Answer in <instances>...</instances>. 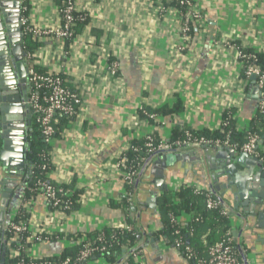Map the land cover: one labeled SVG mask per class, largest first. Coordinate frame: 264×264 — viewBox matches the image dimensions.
Segmentation results:
<instances>
[{
	"label": "crops",
	"instance_id": "0c3cea01",
	"mask_svg": "<svg viewBox=\"0 0 264 264\" xmlns=\"http://www.w3.org/2000/svg\"><path fill=\"white\" fill-rule=\"evenodd\" d=\"M193 1L201 20L193 25L182 50L177 49L181 41L176 20L158 13L159 0H92L88 22L73 43L62 48L56 40L40 44L47 56L38 69L59 73L82 95L81 117L63 129L50 146V180L73 184L80 195L79 208L52 224V240L30 245V256L58 257L65 250H76L78 242L92 232L129 224L137 237L135 246L143 243L150 264H187L164 234L163 214H155L147 203L148 190L154 187L148 183L149 171L157 157L147 161L138 183L128 193L118 167L120 156L131 143L148 135L173 139L175 132L184 129L213 133L227 111L235 114L238 132L249 128L259 93L255 82L243 76L233 45L248 50L264 47V0ZM42 4L45 18L41 21L53 24L57 15L52 5ZM111 60L118 63L116 78L107 74ZM176 103L180 105L177 113L157 114L153 120L140 115L141 110L169 109ZM1 170L0 165V183L5 177ZM165 173L166 177L204 184L216 171L210 175L205 169L198 172L189 161L173 163ZM15 190L5 207L4 225L24 206L31 228L37 229L47 216L43 197L35 193L27 201L24 190L11 208ZM2 191L0 184V200ZM189 218L183 213L179 216L184 223ZM231 222L238 230L233 247L241 263L264 264V221L243 222L234 217ZM151 239L161 249L160 257L151 248ZM3 240L1 230L0 245ZM83 264L103 263L88 260Z\"/></svg>",
	"mask_w": 264,
	"mask_h": 264
},
{
	"label": "built area",
	"instance_id": "2783aa9c",
	"mask_svg": "<svg viewBox=\"0 0 264 264\" xmlns=\"http://www.w3.org/2000/svg\"><path fill=\"white\" fill-rule=\"evenodd\" d=\"M169 1H174L176 5L168 8L162 3V0H159L157 11L160 15H165L166 17L172 16L175 18L177 23V35L181 41L177 49L182 50L190 40L193 25L201 20V14L195 8L193 0ZM43 2H49L52 5L51 8H53V11L57 15L56 22L53 21V24L47 22V20L41 21L45 18L42 16V11L44 12ZM91 2L92 0H64L62 4L58 6L55 4L54 0H21L19 19L22 34L24 37L28 36L39 44L47 40H56L61 48L69 39H72L71 43H73L77 36L74 33L75 27L86 21L88 22V7ZM179 8H182L183 11ZM233 48L236 51L237 59L241 65L243 76L247 79L251 76H255V86L259 91V101L255 114L264 115V67L258 62L257 58V54L264 55V47L262 49L248 50L234 43ZM46 56V51L44 52L41 47H38L31 54L27 53L25 58L28 70L27 105L32 113V119L40 128V137L42 141L48 146H51L54 140L55 126L58 124L59 118L61 116H66L74 122L81 117L84 108L81 93L70 87V83L65 77L50 70L39 71L38 67L41 68ZM107 70L109 77L116 78L118 72L117 61H109ZM230 107L233 108V106ZM234 108H237V106ZM228 109L230 108L228 107ZM142 114L148 120H153L155 118V115L151 112L143 111ZM234 118L235 114L231 111H227L222 118L216 130L219 134L223 135L222 139L209 140L204 137L194 138L188 130L183 132L182 138L177 139H158L152 135H148L143 139L145 142L144 152L151 156L158 153L161 154L193 148H228L257 158L264 165L263 139L261 135L253 131L251 127L241 131L244 133L243 143L237 144L230 141L231 131L228 126L229 121ZM233 129L238 131L235 125ZM127 151H132L136 154L137 158H140V149L137 146L129 145L121 154L118 164L125 183L133 185L135 177L139 172L128 166V159L125 153ZM50 152L51 149L46 151L47 160L46 165L43 167L48 171L46 174L47 180L39 181L35 189L36 193H40L45 201L47 216L42 222L37 224V229H33L29 223V213H27L24 206H20V208L25 210V214H27L26 220L19 219L8 224L7 230L11 238L10 240H6L5 251H7L8 255L12 258L20 257L17 264H39L37 261H40L42 257L30 256L29 246L52 240L55 234L51 231L50 227L56 221L66 218V211L69 210L73 203L68 199L65 201L59 199L60 195L68 197L70 195L69 191L63 188H56V186L50 183L52 182L50 180V175L52 174ZM143 160L144 159L141 161ZM141 167L142 166H140V168ZM184 188H191L195 194H202L201 191H206L197 186L178 182L173 185L172 192L175 193ZM206 192L209 193L202 194L206 208L220 209L221 214L232 221L234 216L210 191ZM179 216L175 217V215L170 214V221L172 223H177L180 221ZM231 227L233 228V225ZM232 228L226 232L220 241L210 246L204 256L194 253L188 244L182 240L180 231L177 229L173 233L174 239L172 246L177 249L190 264H242L238 255L234 253V247L232 245ZM110 230H112V233L109 236L101 231L96 237H84L81 239V241L78 242L79 249L74 258L70 257L59 261H40V264L86 263L90 258L99 254L102 255L106 250L103 245L106 242H115L117 240V234H123L124 232L130 233L134 229L131 225L126 224L113 227ZM119 245L123 254L129 253L128 257L122 260L120 264H127L129 259H131L134 264H145L142 249L130 253L135 246H129L128 243L123 242L119 243ZM103 264L109 263L103 262Z\"/></svg>",
	"mask_w": 264,
	"mask_h": 264
},
{
	"label": "water",
	"instance_id": "95a60500",
	"mask_svg": "<svg viewBox=\"0 0 264 264\" xmlns=\"http://www.w3.org/2000/svg\"><path fill=\"white\" fill-rule=\"evenodd\" d=\"M6 1L8 0H0V165L2 175H12L13 178L4 177L0 183L3 187L0 200V234L7 201L19 184L14 178H19L24 173L26 165L31 164L26 157L27 152L31 153L28 150L30 144L26 135L32 113L27 105L28 70L24 63L27 53L23 50L24 36L19 19V0H16L13 11L5 9ZM250 80L255 82V76H251ZM150 157L140 168L135 184L138 183L147 161L157 157L149 171L151 178L148 183H152L154 187L148 190L150 197L147 199L150 209L155 214L159 213L156 205L158 194L172 191L173 185L180 182L210 191L234 217L241 218L243 222L256 219L259 222L264 221V165L257 158L233 149L205 147L158 153ZM189 161L194 164L198 172L205 169L209 175L211 171H216V174L212 173L213 175L209 177L210 181L204 184L166 177V167H171L176 162ZM255 168L257 171L254 173ZM232 229V237L236 240L237 227ZM150 243L151 248L160 257L161 249L154 244V239H151ZM5 244L6 240H3L0 245V264H4ZM138 249L143 250L146 264H150L143 243L136 245L130 253ZM173 250L185 263L190 264L177 249ZM239 253L242 255L241 250ZM128 255L129 253L125 254L115 264H120ZM91 260H96V257Z\"/></svg>",
	"mask_w": 264,
	"mask_h": 264
},
{
	"label": "trees",
	"instance_id": "16d2710c",
	"mask_svg": "<svg viewBox=\"0 0 264 264\" xmlns=\"http://www.w3.org/2000/svg\"><path fill=\"white\" fill-rule=\"evenodd\" d=\"M55 4L60 6L62 4V1L64 0H54ZM167 0H162V3L164 5L167 3ZM167 6H175V2H171L169 4H166ZM166 6V7H167ZM181 11L182 8H179ZM87 24V21L79 24L77 27H75V35L80 34L82 28ZM72 42V39H69L66 41V47L70 45ZM40 46L39 43L33 41L30 37L26 36L23 39V49L27 53L34 52L38 47ZM258 62L264 67V55L263 54H257ZM41 71V70H39ZM70 86V85H69ZM71 87V86H70ZM180 110L179 103H176L171 108H167L166 106H163L157 111H152L151 113L157 116V114L165 115L167 113H177ZM144 110L140 111L141 117H145L142 112ZM253 117L251 121L252 130L259 133L263 139L264 144V115H257ZM147 119V118H146ZM73 122L71 119L67 118L66 116H61L59 118L58 124L55 126V134L54 138H57L61 135L63 129H67L70 127V125ZM235 125L234 119H231L229 121V128L231 131L230 134V141L233 143L241 144L244 141V133L238 132L233 129V126ZM185 130H188L191 132L192 136L194 138L204 137L209 140L214 139H222L223 135L219 134L217 131L213 133H209L208 131L198 132L193 131L190 129H184L179 132H175L173 139L182 138V134ZM29 133L31 134L29 136ZM27 142L30 144L28 150L31 152L26 153V157L28 158V162H30V165H26V168L24 170V173L19 176V178H14L16 182H18V186L16 190L14 191V195H16V198L11 203V208L17 204L16 202L18 199H20V196L24 193L25 200L29 201L36 193L35 189L37 187V183L41 180H47L46 174L47 170L44 167L46 165V151H49L51 148L47 144H45L41 137H40V128L39 126L34 122V120H31V124L29 128L27 127ZM132 146H137L140 149V158L136 157V154L132 151H127L126 157L128 159V166L131 167L134 170L140 171V166H142L147 158L150 157L147 153L144 152L145 150V142L144 140L133 142L131 143ZM238 152V151H236ZM137 158V159H136ZM27 162V163H28ZM52 170V168H51ZM30 171V174H29ZM5 178H13L10 175L4 174ZM137 176L135 177L136 180ZM56 188H63L66 191L70 192V195L68 197H64L62 195L59 196V199L61 201H65L66 199L72 201L69 210L66 211L67 215L76 211L79 208V195L80 192L78 190H73V184L65 185V184H54L53 182H50ZM135 186V182L133 185H128L125 183V187L128 193H130ZM202 194L209 193L206 191H201ZM202 194H195L193 193V190L191 188H184L181 189L178 192H172L168 191L163 193L158 201V208L159 212L163 214L164 217V226L165 231L164 234L167 236V238L170 240L171 245L174 239V231L177 229L180 231L182 240L188 244V246L192 249L194 253L200 256H204L207 249L212 246L213 244L217 243L222 239V237L226 234V232L232 228V222L228 217H225L221 214V210L214 208V209H207L204 201V197ZM18 196V197H17ZM215 197V196H214ZM8 208V204H7ZM10 208V210H11ZM8 210V211H10ZM6 211H4V217H3V223H2V230L4 233L5 240H10L11 235L8 232V224L10 222L17 221L19 219L26 220L27 214H25V210L23 208H18L17 215L10 221L7 225L5 223V214ZM185 215H189V221L186 223L182 221H178L177 223H172L170 221L169 215L173 214L176 216H179L181 213ZM132 226V225H131ZM133 227V226H132ZM101 232V231H99ZM99 232H92L88 235V237H96ZM105 235L109 236L112 233V230L108 229L105 231H102ZM128 243L129 246H135V243L137 242V237L135 234V231L132 230L130 233L124 232L123 234H117V240L115 242H106L103 246L105 247V251L102 255H97L96 260L97 263H103L107 262L109 264H115L117 260L123 258L124 254L123 251L119 245V243ZM233 245V243H232ZM79 248H76V250L71 251H64L62 252L58 257H42L40 260L42 261H59L66 258H74L77 254ZM234 249V248H233ZM234 253L237 254L236 250L234 249ZM238 255V254H237ZM20 257L12 258L8 255L7 251H5L4 255V264H17ZM91 260V258L89 259ZM40 261H37V263L40 264ZM92 261V260H91ZM79 264V263H77ZM127 264H134L131 259L127 261Z\"/></svg>",
	"mask_w": 264,
	"mask_h": 264
},
{
	"label": "flooded vegetation",
	"instance_id": "af4514ba",
	"mask_svg": "<svg viewBox=\"0 0 264 264\" xmlns=\"http://www.w3.org/2000/svg\"><path fill=\"white\" fill-rule=\"evenodd\" d=\"M15 2H16V0H8V1H6L5 9L13 11L14 6H15ZM18 5H19V11H20L21 0H19ZM24 63H25V60H24ZM25 65H26V63H25ZM26 90H27V88H26Z\"/></svg>",
	"mask_w": 264,
	"mask_h": 264
}]
</instances>
